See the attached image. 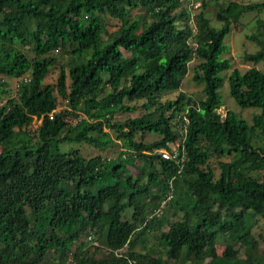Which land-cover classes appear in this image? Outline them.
<instances>
[{
    "label": "trees",
    "instance_id": "1",
    "mask_svg": "<svg viewBox=\"0 0 264 264\" xmlns=\"http://www.w3.org/2000/svg\"><path fill=\"white\" fill-rule=\"evenodd\" d=\"M196 1L0 0V264H264V71L227 75L250 122L218 92L231 25L264 2ZM248 38L264 67L262 19Z\"/></svg>",
    "mask_w": 264,
    "mask_h": 264
},
{
    "label": "rangeland",
    "instance_id": "2",
    "mask_svg": "<svg viewBox=\"0 0 264 264\" xmlns=\"http://www.w3.org/2000/svg\"><path fill=\"white\" fill-rule=\"evenodd\" d=\"M236 1L244 2V3L264 2V0H236ZM199 9L200 7L197 9V11ZM205 10H207V14H209L212 17V22L217 25L218 23L215 21V19H213L212 7L208 6ZM140 11L142 12L143 9L141 10L134 9L131 12L132 14H135ZM257 19H262L264 21V7L261 8L260 10L249 11L245 13L242 17H240V19L236 23H233L231 25L230 31L224 39L226 50L222 54L223 58H227L230 61L231 68L228 69L227 71L221 72L223 81L218 88V92L220 94V97L223 103V106L219 108V112L224 114L228 108L233 109L234 111L238 112V114H240L243 118H245L249 122L251 121L253 113L257 112L259 109L256 107L241 108L235 103V101L229 94L227 75L234 68L240 71H244L251 66H255L256 68L264 71V67L261 62L253 63V62H249L243 59V55L245 53H252L256 51V49H258V46L256 45V43H254L252 40L248 38V35L256 32ZM106 22L108 23L109 27L112 29L118 25L119 20L109 16L106 18ZM197 62L198 61L196 58L192 59L189 62L188 72L183 77L180 88H179L180 91H183L187 95L194 97L196 99L203 97L202 84L197 83L196 81L192 79V68L195 66ZM57 73H58V67L57 69H53L49 72V74L47 75L45 79V82L54 83L56 80ZM6 79L9 81V86L11 88L10 95L14 97L16 94L17 83H18L19 78H6ZM176 94H177V91L163 93L161 95V98L162 100H167L170 98H174ZM136 113H138V111H135V113L133 114H136ZM124 117H125V114L116 115V118L121 119ZM38 122H39L38 120L34 122L32 127L34 128L38 124ZM149 139L151 140L152 137H149ZM81 149L86 155H92L95 152L93 148H91L90 146L86 144H82ZM208 164L209 166L215 169V172L217 174L219 171L218 165H217V159L212 156L209 159ZM158 212H160V210ZM165 216H167V214H165ZM172 216L173 215H171L170 213L168 218L172 219L173 218ZM166 227L167 226L164 224L163 228L165 229ZM223 248L224 247L221 244H217L218 254L222 252Z\"/></svg>",
    "mask_w": 264,
    "mask_h": 264
},
{
    "label": "built area",
    "instance_id": "3",
    "mask_svg": "<svg viewBox=\"0 0 264 264\" xmlns=\"http://www.w3.org/2000/svg\"><path fill=\"white\" fill-rule=\"evenodd\" d=\"M189 4L192 5V7L196 8L199 5V2H196L194 0H189ZM162 156L167 157V158H172L176 162H179V161L182 162L184 160V156H181L178 159V153H176V152L170 154L166 151H163Z\"/></svg>",
    "mask_w": 264,
    "mask_h": 264
},
{
    "label": "clouds",
    "instance_id": "4",
    "mask_svg": "<svg viewBox=\"0 0 264 264\" xmlns=\"http://www.w3.org/2000/svg\"><path fill=\"white\" fill-rule=\"evenodd\" d=\"M194 1H196V0H194ZM196 2H198V1H196ZM199 6H200V2H199V5L196 8L190 7L191 8V16L194 15V13L197 11V9L199 8ZM191 22H193V21H191Z\"/></svg>",
    "mask_w": 264,
    "mask_h": 264
}]
</instances>
